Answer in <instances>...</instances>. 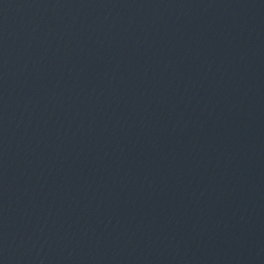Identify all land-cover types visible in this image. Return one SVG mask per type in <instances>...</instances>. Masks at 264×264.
Masks as SVG:
<instances>
[{"label": "water", "instance_id": "1", "mask_svg": "<svg viewBox=\"0 0 264 264\" xmlns=\"http://www.w3.org/2000/svg\"><path fill=\"white\" fill-rule=\"evenodd\" d=\"M0 264H264V0H0Z\"/></svg>", "mask_w": 264, "mask_h": 264}]
</instances>
